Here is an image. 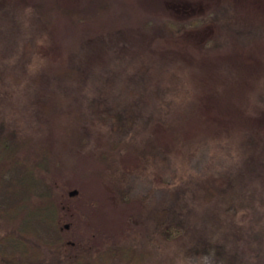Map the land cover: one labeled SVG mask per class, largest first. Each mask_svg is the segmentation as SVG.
Masks as SVG:
<instances>
[{
	"label": "rangeland",
	"instance_id": "obj_1",
	"mask_svg": "<svg viewBox=\"0 0 264 264\" xmlns=\"http://www.w3.org/2000/svg\"><path fill=\"white\" fill-rule=\"evenodd\" d=\"M193 19L163 0H0V134L31 162L65 165L67 239L120 237L146 264H264V0H218ZM206 25L212 36L182 38ZM112 140L134 146L118 194L84 158Z\"/></svg>",
	"mask_w": 264,
	"mask_h": 264
},
{
	"label": "trees",
	"instance_id": "obj_2",
	"mask_svg": "<svg viewBox=\"0 0 264 264\" xmlns=\"http://www.w3.org/2000/svg\"><path fill=\"white\" fill-rule=\"evenodd\" d=\"M216 1L218 0H163V4L171 14L184 20L195 21L193 18L207 13ZM29 2L31 0H13L18 6L28 5ZM31 4L37 9V14L41 15L42 2L32 1ZM207 8L209 9L206 10ZM61 13L66 16L65 12ZM213 33L214 25H206L204 29L183 33L182 38L192 43L198 42L201 36L210 37ZM60 71L68 79L79 75L78 71L73 69L63 68ZM217 81L218 79H215L213 83ZM78 116L79 113L77 120ZM70 120L71 118L62 121L60 130L69 138L70 144L78 145L81 139L80 127ZM253 122L258 133L264 130V113ZM166 123L167 121L163 123L164 127ZM190 124L195 127L194 120ZM130 143L112 140L84 157L95 162V173L106 180L115 194L121 192V186L128 176L120 156L126 148L134 147ZM156 144L151 138L135 151L141 159L148 160L150 156L157 154ZM25 149L27 148L22 140H13L0 134V264L147 263L148 251L126 243L120 237L104 234L99 238V242H95L92 237L77 235L67 239L65 231H68V227L61 223L66 204L58 199L61 190L68 185L67 181L59 182L65 165L51 169L40 156L31 162L30 151ZM148 197L139 196L145 201ZM80 216L88 219L82 210Z\"/></svg>",
	"mask_w": 264,
	"mask_h": 264
}]
</instances>
